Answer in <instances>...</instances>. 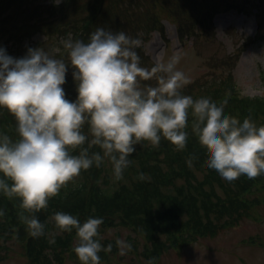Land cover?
Instances as JSON below:
<instances>
[{
	"label": "clouds",
	"instance_id": "obj_1",
	"mask_svg": "<svg viewBox=\"0 0 264 264\" xmlns=\"http://www.w3.org/2000/svg\"><path fill=\"white\" fill-rule=\"evenodd\" d=\"M59 43L70 64L55 55L60 46L51 50L29 46L17 57L0 45V108L13 114L18 133L13 140L0 130V192L20 197L21 208L32 213L21 216L33 236L43 235L46 227L35 213L82 170L107 159L114 179L121 180L138 143L158 146L164 137L183 149L190 113L208 146L209 168L228 181L242 174L249 178L264 174V124L228 113L211 94L198 98L184 94L191 77L177 67L178 53L150 68L143 66L136 51L139 39L103 26L87 41L68 33ZM69 65L78 93L74 100L63 87ZM152 78L155 85L142 84ZM93 146L102 151H93ZM77 147L79 154H73ZM145 175L141 173L142 178ZM50 219L60 230L75 229L74 251L81 264H100L99 252L113 247L109 243L105 248L99 238L101 216L81 221L57 211ZM116 244L121 254L132 247L121 237Z\"/></svg>",
	"mask_w": 264,
	"mask_h": 264
},
{
	"label": "trees",
	"instance_id": "obj_2",
	"mask_svg": "<svg viewBox=\"0 0 264 264\" xmlns=\"http://www.w3.org/2000/svg\"><path fill=\"white\" fill-rule=\"evenodd\" d=\"M239 1L246 0H62L59 4L52 2L46 5L41 0H0V31H27L32 37L39 31L52 28V45L48 49L60 46L61 52L55 55L66 61L62 56L66 49L56 41L59 42L68 33H72L74 39L87 41L97 27H104L100 23L108 21L106 29L124 30L130 36L141 39L137 35L139 31H151L146 22L148 18H169L167 11L178 6L183 18L180 28V38L183 39L182 36L188 32L186 28L197 27L198 31L207 32L216 30L215 15ZM80 7L84 14L76 17L75 12ZM246 8L242 4L238 6L240 10ZM52 19L55 22L50 25ZM18 33L0 43L6 46L9 54L19 57L27 52L29 46L46 47L35 36L20 42L22 35ZM5 35L0 32V37ZM142 46H136V51L142 62H148L149 58H143L141 54ZM232 78L231 72L220 77L214 72L196 79L182 92L194 98L211 94L225 104L228 113L241 120L251 116L258 124H264V93L259 96L243 95L233 85ZM68 86L66 74L63 87L66 90ZM192 120L190 113L186 127L188 143L183 149L178 150L164 137L158 146L148 141L138 143L136 151L130 155L132 163L125 169L121 180H115L109 174L112 165L107 159L99 166L94 164L82 170L77 179L67 183L49 199L45 208L35 213L45 223L46 234L58 228L50 219L57 211L71 213L81 221L88 216H101V225L120 224L144 233L153 243L152 253L157 255L198 236H215L249 217L253 207L260 203L261 194L257 197L254 192L264 193V174L248 179L242 174L233 181L222 178L217 170L208 167V146L201 140ZM0 130L8 133L13 140L18 138L15 117L4 108H0ZM83 130L88 132L87 124ZM92 150L102 151L99 146H93ZM79 151L77 147L73 149V154H79ZM141 173L146 175L142 178ZM10 197L0 192V209L4 211V215L0 216V235H4L2 230L11 233L19 224L16 207H21V200ZM73 233H76L75 229L63 231L53 235V239L49 234L47 238L44 235L43 243L30 234L28 254L37 263L47 264L40 256L46 247H51L53 255L61 263L64 253L70 248Z\"/></svg>",
	"mask_w": 264,
	"mask_h": 264
},
{
	"label": "rangeland",
	"instance_id": "obj_3",
	"mask_svg": "<svg viewBox=\"0 0 264 264\" xmlns=\"http://www.w3.org/2000/svg\"><path fill=\"white\" fill-rule=\"evenodd\" d=\"M41 2L45 5L55 3L54 0H41ZM240 4L247 8L238 9ZM230 7L214 17L216 30L207 32L198 31L197 27L186 28L185 31L188 32L182 36L183 39L180 38L183 18L178 6L167 11L170 14L169 18L166 17L167 19L158 16L148 18L149 21L146 20V22L149 23L151 31L137 33L141 36L139 44L143 45L141 54L143 58H149L148 62L140 61L141 64L150 68L158 61H167L170 56L178 53L180 61L177 67L191 77L190 82L185 86L214 72L218 77L231 72L233 85L243 94L251 96L261 94L264 90L262 77L264 76V0L239 1ZM82 14L84 12L80 7L76 10L75 16ZM53 22L55 21L52 19L50 25ZM100 24H103L105 28L108 27V21ZM51 30L52 28L39 31L40 33L32 37L27 31L19 33L18 31H0L6 33L4 37H0V43L4 41V38L12 37L13 33H18L22 35L19 38L20 42L29 41L35 36L42 40L48 49V46L52 45ZM56 44H59L58 40ZM62 56L65 57L66 63H71L67 50L62 53ZM66 74L69 78L66 95L74 100L78 93L71 65L68 66ZM156 83L155 78L142 81V84L155 85ZM109 174H112V169H109ZM244 177L249 178L247 175ZM254 194H257V197L261 194L260 203L253 207L249 217L236 226L225 229L215 236H198L184 245H174L157 255L152 253V241L133 227L120 224L100 225L101 243L105 248L109 243L113 245L110 251L102 249L99 252L100 264H264V193L257 191ZM14 196L10 198L20 199L19 196ZM247 196L250 195L247 194ZM16 208L17 215L20 217L19 224L11 233L2 230L4 235H0V264H39L33 256L28 254V237L31 232L21 216L22 213L24 215L32 213H28L21 207ZM57 233H63V231L59 228L51 229L47 234L44 232L43 235L34 238L43 243L44 235L46 237L49 234L53 239L52 236ZM117 237L130 242L131 249L121 254L116 244ZM71 238L70 248L64 253L61 263L56 255H53L51 247H46L40 258L47 264H81L74 251V245L77 242L76 233H73Z\"/></svg>",
	"mask_w": 264,
	"mask_h": 264
}]
</instances>
